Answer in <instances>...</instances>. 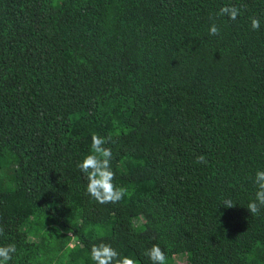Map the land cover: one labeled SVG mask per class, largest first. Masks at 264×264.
Returning <instances> with one entry per match:
<instances>
[{
  "label": "trees",
  "instance_id": "trees-1",
  "mask_svg": "<svg viewBox=\"0 0 264 264\" xmlns=\"http://www.w3.org/2000/svg\"><path fill=\"white\" fill-rule=\"evenodd\" d=\"M226 5L240 8L236 20L219 15ZM93 133L110 137L114 183L128 189L118 203H97L73 174ZM258 170L264 0H0V245H16L10 264H94L101 240L136 264H151L153 244L166 263L196 251L211 264H264V208L247 209ZM29 215L62 232L30 240Z\"/></svg>",
  "mask_w": 264,
  "mask_h": 264
},
{
  "label": "clouds",
  "instance_id": "clouds-1",
  "mask_svg": "<svg viewBox=\"0 0 264 264\" xmlns=\"http://www.w3.org/2000/svg\"><path fill=\"white\" fill-rule=\"evenodd\" d=\"M239 14L240 8L235 5H226L219 10L220 16H228L231 20H236ZM260 26V20L252 17V30H259ZM220 31L216 23H212L209 27V35H220ZM109 141L110 137H102L93 133L90 152L77 163V168L87 180V195L101 205L118 203L128 194L126 187L114 183L116 174L112 168L113 153L111 148L105 146ZM196 162L206 163L205 157L197 156ZM254 183L256 192L254 198L247 204V209L252 215H257L264 208V170L256 171ZM221 205L229 209L235 207L233 201L227 198L221 202ZM3 233V227H0V235ZM16 252L17 248L14 243L0 245V264H10ZM143 255L151 261V264H166L167 261L164 250L158 244H153L150 248L145 249ZM90 259L94 264H136L134 258L121 255L111 244L105 243L103 240L92 244Z\"/></svg>",
  "mask_w": 264,
  "mask_h": 264
},
{
  "label": "rangeland",
  "instance_id": "rangeland-1",
  "mask_svg": "<svg viewBox=\"0 0 264 264\" xmlns=\"http://www.w3.org/2000/svg\"><path fill=\"white\" fill-rule=\"evenodd\" d=\"M59 2H61V0H53V3L55 4ZM89 124L94 129L99 128L98 123L93 121V119L89 121ZM81 173L80 170H75L73 172L74 175H80ZM67 214L79 219V212L72 208L67 210ZM25 228L29 229L28 238L33 241L39 240L42 236L49 241H54L62 232L60 227L37 215H29L27 217ZM77 243L78 242L72 238L69 242V246L75 248ZM166 264H211V257L206 253L196 251L192 253L180 252L174 254Z\"/></svg>",
  "mask_w": 264,
  "mask_h": 264
}]
</instances>
